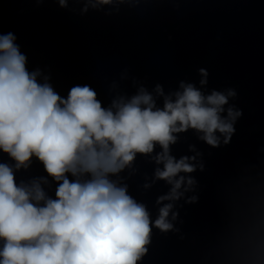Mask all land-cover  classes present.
<instances>
[{
  "label": "clouds",
  "instance_id": "1",
  "mask_svg": "<svg viewBox=\"0 0 264 264\" xmlns=\"http://www.w3.org/2000/svg\"><path fill=\"white\" fill-rule=\"evenodd\" d=\"M13 39L0 37V149L17 167L35 155L58 181L67 171L75 174L77 165L94 179L84 184L63 179L57 199L37 207L16 186L11 169L0 165V239L6 242L0 264H136L149 242L148 215L106 174L131 162L137 152H151L154 142L167 152L171 133L189 126L215 144V130L231 131L218 116L225 97L214 93L207 107L188 87L162 111H153L150 96L143 95L114 115L101 108L88 86L73 87L63 100L50 86L37 84ZM141 103L148 107L142 109ZM181 170L192 169L168 158L159 176L170 178ZM35 199H43L39 189ZM167 214L166 207L155 222L162 230L170 227Z\"/></svg>",
  "mask_w": 264,
  "mask_h": 264
}]
</instances>
